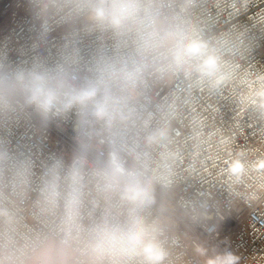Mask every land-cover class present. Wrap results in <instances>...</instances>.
Instances as JSON below:
<instances>
[{"label":"clouds","instance_id":"1","mask_svg":"<svg viewBox=\"0 0 264 264\" xmlns=\"http://www.w3.org/2000/svg\"><path fill=\"white\" fill-rule=\"evenodd\" d=\"M13 3L0 28V264H175L203 213L178 196L175 113L153 93L218 92L230 34L207 26L202 0ZM194 250L239 264L227 247Z\"/></svg>","mask_w":264,"mask_h":264},{"label":"built area","instance_id":"2","mask_svg":"<svg viewBox=\"0 0 264 264\" xmlns=\"http://www.w3.org/2000/svg\"><path fill=\"white\" fill-rule=\"evenodd\" d=\"M16 11L13 0H0V28ZM202 11L212 31L230 34L231 78L218 92L174 81L153 93L175 113L178 196L203 213L175 264H203L196 244L227 247L239 264H264V0H202ZM234 160L243 171L228 170Z\"/></svg>","mask_w":264,"mask_h":264},{"label":"rangeland","instance_id":"3","mask_svg":"<svg viewBox=\"0 0 264 264\" xmlns=\"http://www.w3.org/2000/svg\"><path fill=\"white\" fill-rule=\"evenodd\" d=\"M202 260H203V258H202Z\"/></svg>","mask_w":264,"mask_h":264}]
</instances>
